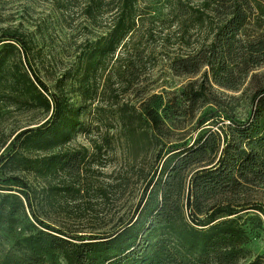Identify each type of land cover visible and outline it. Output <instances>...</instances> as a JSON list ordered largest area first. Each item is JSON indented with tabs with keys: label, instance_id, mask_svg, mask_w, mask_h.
<instances>
[{
	"label": "trees",
	"instance_id": "16d2710c",
	"mask_svg": "<svg viewBox=\"0 0 264 264\" xmlns=\"http://www.w3.org/2000/svg\"><path fill=\"white\" fill-rule=\"evenodd\" d=\"M73 4H83L94 24L106 17L110 26L81 63L84 104L96 101L101 82L111 96L133 91L157 65L159 44L169 50L174 74L190 79L172 98L138 91V106L130 99L118 104L129 143L135 149L142 140L156 143L157 168L135 212L113 231H68L44 219L35 199L59 210L107 192L85 181L88 150L70 147L80 107L51 91L31 64L32 43L6 30L0 115L14 108L49 116L1 141L0 232L13 243L0 264H239L251 232L264 230V0H166V11L146 9L149 18L140 26L139 0ZM171 48L178 49L174 56ZM15 56L19 61L10 64ZM215 87L250 88L262 109L239 120ZM31 174L40 179L39 191L27 179ZM246 264H264V255Z\"/></svg>",
	"mask_w": 264,
	"mask_h": 264
},
{
	"label": "rangeland",
	"instance_id": "374dc122",
	"mask_svg": "<svg viewBox=\"0 0 264 264\" xmlns=\"http://www.w3.org/2000/svg\"><path fill=\"white\" fill-rule=\"evenodd\" d=\"M74 2L84 3L85 0H0V39L6 30L22 33L36 52L31 64L51 91H62L75 107H80L81 124L70 147H85L88 150L89 162L83 171L85 181L94 188L104 187L107 192L106 196L98 198L90 194L83 202L59 210L46 204L40 205L36 198V209L44 219L68 231L109 232L135 212L147 178L157 168L156 143L147 145L142 140L135 149L121 132L117 109L128 99L138 106L141 99L136 95L138 91H142V96L163 94L172 98L190 77L174 74L167 58L169 50L159 44L153 48L157 65L133 91L119 97L111 96L104 91L101 82L96 101L84 104L79 92L83 75L81 63L91 43L100 36H106L110 26L104 22L105 19L109 21L106 17L94 24L82 13L83 4L75 6ZM148 8L153 10L154 15L165 12L166 0H139V26L147 22L149 17L144 16V13ZM8 42L0 43V54L6 51L4 46ZM170 51H173L170 56H174L178 49L171 48ZM20 58L27 69L23 57ZM9 59L10 64L19 61L18 56ZM212 92L226 103L227 109L239 120L252 119L262 109L258 100L253 102L250 88L233 92L215 87ZM2 112L0 153L4 150L1 146L3 139H8L23 128L41 124L49 116L42 111L14 108ZM225 123L229 124L228 121ZM159 166L158 171L161 170V162ZM27 179L32 187L38 191L41 189L40 179H36L33 174L27 175ZM44 211L49 216H44ZM30 220L34 222L32 217ZM12 243L11 237L1 231L0 254L11 249ZM245 251L246 256L239 264H246L256 256L264 255V230L251 232Z\"/></svg>",
	"mask_w": 264,
	"mask_h": 264
}]
</instances>
